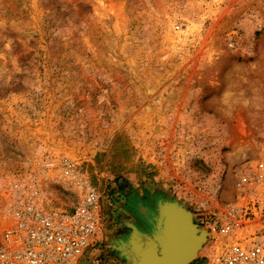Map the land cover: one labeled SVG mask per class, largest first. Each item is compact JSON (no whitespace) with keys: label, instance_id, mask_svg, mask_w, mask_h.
Segmentation results:
<instances>
[{"label":"rangeland","instance_id":"obj_1","mask_svg":"<svg viewBox=\"0 0 264 264\" xmlns=\"http://www.w3.org/2000/svg\"><path fill=\"white\" fill-rule=\"evenodd\" d=\"M263 143L264 0H0V182L42 154L82 168L105 198L89 255L158 247L182 186L231 189Z\"/></svg>","mask_w":264,"mask_h":264},{"label":"built area","instance_id":"obj_2","mask_svg":"<svg viewBox=\"0 0 264 264\" xmlns=\"http://www.w3.org/2000/svg\"><path fill=\"white\" fill-rule=\"evenodd\" d=\"M224 182L216 173L180 188L193 222L207 233L210 255L198 264H264V143L231 174V189ZM51 184L75 201L50 205ZM104 203L82 168L40 155L31 170L0 182V264H110L98 252L89 255Z\"/></svg>","mask_w":264,"mask_h":264},{"label":"water","instance_id":"obj_3","mask_svg":"<svg viewBox=\"0 0 264 264\" xmlns=\"http://www.w3.org/2000/svg\"><path fill=\"white\" fill-rule=\"evenodd\" d=\"M167 204L168 205L165 210H161L159 214L161 228L153 236L158 243V247L154 245V241L152 240L143 243L140 247H133L131 250L127 251V264H136L135 260L138 258L137 255L144 253L146 250L145 248H147L146 246H148L152 253V257H150V261H152L149 264H189L195 258L194 252L190 250L182 254H178L177 257L169 258L175 246L177 245L180 247L182 242V240L180 241L178 237H175L176 234L171 233V228L173 229L178 225L177 227L187 228L190 232L192 231L193 234H195V230L199 228L193 222L190 211H188L183 204L180 205L175 202H168ZM169 227L170 229H168ZM201 234L202 235H199V237L198 234L194 236L196 240H198L197 244H199V246L203 245L206 239L204 236L205 231ZM176 238V244H172L173 246L171 245V248H169L168 244H171V241ZM136 253L138 254L136 255ZM168 254L170 255L169 257ZM165 257H168L166 258L167 260H164Z\"/></svg>","mask_w":264,"mask_h":264},{"label":"bare ground","instance_id":"obj_4","mask_svg":"<svg viewBox=\"0 0 264 264\" xmlns=\"http://www.w3.org/2000/svg\"><path fill=\"white\" fill-rule=\"evenodd\" d=\"M177 226L174 227L173 229L171 228L170 231H171V233L176 234L175 237H178L180 241L182 240V242L180 244V247L177 245L175 246L174 250L171 253V256L168 254V257L169 256H170L169 258L177 257L178 254H182V253L187 252L189 250L194 252V257H195L197 254V251L199 250V248L202 245L199 246V244H197L198 240H196V238L194 236H196V234H198V237H199V235H202L201 233L204 230L202 228L196 229L194 232L195 234H193L192 231L190 232L187 228H180ZM168 229H170V227ZM206 234L207 233L205 232V234H204L205 238H206ZM176 240H177V238L175 240L171 241V244H168L169 248H171L170 246L172 244L173 245L176 244L175 243ZM146 247L147 248H145L146 250L144 253H140V254L136 253V255L138 254L137 255L138 258H137V260H135L136 264H149L152 261V260L150 261V257H152V253H151L150 249L148 248V246H146ZM167 249H166V252H167ZM168 257H165L164 260H167L166 258H168Z\"/></svg>","mask_w":264,"mask_h":264},{"label":"crops","instance_id":"obj_5","mask_svg":"<svg viewBox=\"0 0 264 264\" xmlns=\"http://www.w3.org/2000/svg\"><path fill=\"white\" fill-rule=\"evenodd\" d=\"M105 217V216H104Z\"/></svg>","mask_w":264,"mask_h":264}]
</instances>
